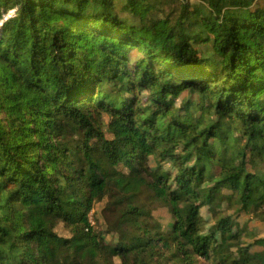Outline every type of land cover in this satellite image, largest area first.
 Instances as JSON below:
<instances>
[{
	"label": "trees",
	"instance_id": "obj_1",
	"mask_svg": "<svg viewBox=\"0 0 264 264\" xmlns=\"http://www.w3.org/2000/svg\"><path fill=\"white\" fill-rule=\"evenodd\" d=\"M234 1L188 22L174 0H0V264L252 254L264 234V0ZM102 219L127 225L114 245Z\"/></svg>",
	"mask_w": 264,
	"mask_h": 264
},
{
	"label": "rangeland",
	"instance_id": "obj_2",
	"mask_svg": "<svg viewBox=\"0 0 264 264\" xmlns=\"http://www.w3.org/2000/svg\"><path fill=\"white\" fill-rule=\"evenodd\" d=\"M184 2H187V4H188V12L185 15L188 22H190V20L194 21L193 14H195V13H197V15L198 14H201V15L208 14L209 9L212 8V6L217 5L220 7H222V6L231 7L232 5L235 4L234 0H174V6L180 7L181 4ZM257 2L260 3L261 0H257ZM199 9L206 10V11L199 12ZM196 25H198V24L196 23ZM133 50L135 51V53H138L139 55L141 54V52L138 50V48L136 46H135V48H133ZM24 91H25L26 99L28 101H30V100L38 101L42 97L41 93H39L37 91H31V90H26V89ZM198 111L201 115L202 108ZM153 132H156V129H153ZM159 162H161V158L159 156H156L150 160V166L154 169V172L156 174L161 171V169L158 168ZM188 197H189V199H192V197H190V196H188ZM101 208H102L101 204H97L95 206V211L91 210L89 212L91 222H94L95 217L100 215L99 211L101 210ZM158 215L163 219L168 218V214H167L166 209H162L161 207L159 208ZM97 227H98V230L100 232L99 234L104 239V241L108 244L114 245L120 238V231L122 230L121 228L126 229L127 225L125 223H120V225L118 226V225H114L111 222V220L106 222V220L102 219ZM262 229H263L262 225H257L255 227L256 232H259ZM132 236H133V234L130 232V234L128 235L130 240H131ZM263 252H264V234L260 232L259 233V240L255 244L253 249L250 252H248V253H252V254L244 255L243 260H242L243 264H246L250 257H253V262L258 263L260 261L262 255H263Z\"/></svg>",
	"mask_w": 264,
	"mask_h": 264
},
{
	"label": "clouds",
	"instance_id": "obj_3",
	"mask_svg": "<svg viewBox=\"0 0 264 264\" xmlns=\"http://www.w3.org/2000/svg\"><path fill=\"white\" fill-rule=\"evenodd\" d=\"M13 11H15V10H13ZM9 15H11V13ZM5 19H8V17H5ZM2 23H3V21H0V24H2Z\"/></svg>",
	"mask_w": 264,
	"mask_h": 264
}]
</instances>
